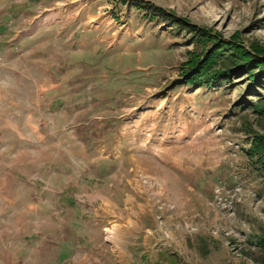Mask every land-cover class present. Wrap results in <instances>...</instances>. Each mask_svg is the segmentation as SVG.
Returning <instances> with one entry per match:
<instances>
[{
    "label": "rangeland",
    "instance_id": "374dc122",
    "mask_svg": "<svg viewBox=\"0 0 264 264\" xmlns=\"http://www.w3.org/2000/svg\"><path fill=\"white\" fill-rule=\"evenodd\" d=\"M260 137L264 0H0V264H264Z\"/></svg>",
    "mask_w": 264,
    "mask_h": 264
},
{
    "label": "trees",
    "instance_id": "16d2710c",
    "mask_svg": "<svg viewBox=\"0 0 264 264\" xmlns=\"http://www.w3.org/2000/svg\"><path fill=\"white\" fill-rule=\"evenodd\" d=\"M222 48V47H221ZM224 48V47H223ZM250 71H252L253 72V76H252V78H255L256 77V75H254V69H252V70H250ZM260 145H261V147H260ZM256 146L258 147V151H260V152H262L263 154H261L263 157L262 158H260V160L259 161H261L262 163H264V137H260V139H257L256 140ZM263 171H264V167H263Z\"/></svg>",
    "mask_w": 264,
    "mask_h": 264
},
{
    "label": "crops",
    "instance_id": "0c3cea01",
    "mask_svg": "<svg viewBox=\"0 0 264 264\" xmlns=\"http://www.w3.org/2000/svg\"><path fill=\"white\" fill-rule=\"evenodd\" d=\"M108 231V230H107ZM111 231H114L113 229H111ZM110 234H111V238H115L116 237V235L115 236H113L114 234L112 233V232H110ZM117 244L119 245V244H121V240H117ZM134 244V243H133ZM127 251H129V249L128 250H121L120 249V251L118 252V253H127Z\"/></svg>",
    "mask_w": 264,
    "mask_h": 264
}]
</instances>
